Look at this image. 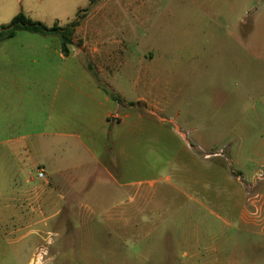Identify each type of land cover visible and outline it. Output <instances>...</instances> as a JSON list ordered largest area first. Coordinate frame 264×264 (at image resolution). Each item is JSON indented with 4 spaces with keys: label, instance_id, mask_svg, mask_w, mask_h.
<instances>
[{
    "label": "rangeland",
    "instance_id": "rangeland-1",
    "mask_svg": "<svg viewBox=\"0 0 264 264\" xmlns=\"http://www.w3.org/2000/svg\"><path fill=\"white\" fill-rule=\"evenodd\" d=\"M30 3L25 0V7ZM46 7L33 5L36 10L32 16L21 11L33 19L41 17L36 20L52 27L55 23L65 26L80 10L85 17L73 34V48L85 47L82 52L64 56L58 35L28 31H19L16 37L0 43V62L27 64L26 69L19 70L25 90L14 101L0 98L2 121L16 120L14 127H0V264H24V255L34 247L32 236L22 241L27 230L20 227L28 214L18 213L17 191L37 185L41 180L38 171L47 168L45 133L53 123L46 125V117L58 76L65 72L90 78L98 70H91L89 65L99 64H106L109 78L126 91L130 100L120 107L115 98L109 102L122 117L129 113L124 125L143 127L148 136L162 129V163L154 170L147 165L141 169L136 159L139 150L133 146L128 173L133 182V214L143 206L140 192L151 190L154 199L149 211L136 217L126 234L108 228L106 214L94 220L89 214H53L46 226H39L42 242L50 243L37 246V264H264V179L256 177L264 174V118L252 117L246 108L251 102L246 100L244 116L223 120L214 113L220 104L216 101L211 103V116L190 114L194 100L187 91V64L192 52L198 51L201 60L214 59L219 56L214 50L221 43L220 38L195 35L193 7L188 0H100L90 8L88 0H63L60 5ZM201 25L215 28L209 20ZM222 38L228 45L236 44L229 37ZM97 47L99 52H95ZM254 60L244 53L248 77L253 76L250 65ZM34 62L39 63L38 68H27ZM65 63L69 69L62 70ZM79 66L83 69H77ZM101 77L108 76L103 73ZM152 79L158 80L156 89L150 84ZM140 97L154 102L161 111L147 112ZM194 105L197 108L198 104ZM205 121L225 132L224 143H212L210 147L194 140L193 128L207 124ZM177 127L194 145L179 141ZM137 139L133 133L132 141ZM32 143L35 149L25 145ZM150 151L148 147L149 157ZM240 170L244 175L239 177ZM27 178L34 180L28 184ZM140 181L144 184L139 185ZM241 188L248 189L253 197L259 193L261 220L257 225L241 220ZM150 224L157 226V233L153 240L142 242V228ZM180 242L188 244L183 247ZM186 249L202 253L187 260L183 256ZM58 252L60 255L54 258Z\"/></svg>",
    "mask_w": 264,
    "mask_h": 264
},
{
    "label": "crops",
    "instance_id": "crops-1",
    "mask_svg": "<svg viewBox=\"0 0 264 264\" xmlns=\"http://www.w3.org/2000/svg\"><path fill=\"white\" fill-rule=\"evenodd\" d=\"M30 1L27 8L25 0H0V25L9 23L21 10L32 16V12L36 10L32 9L33 5L35 8L40 6L45 8L63 2V0ZM188 3L193 7L191 20L195 21L192 26L195 35L209 39L220 38L221 43L214 50L219 54L214 59L201 60L198 51L192 52V59L187 64V91L198 105L195 108L193 102L190 114L209 117L213 113L211 103L216 101L220 104L214 113L223 120L229 116H244L246 100L251 102L246 108L250 109L252 117L264 118V0H188ZM36 19L42 20L41 17L34 20ZM207 20L215 24V28L201 25V22ZM221 37H229L236 44L228 45L227 39L223 40ZM74 40L73 38V42ZM73 46V43L69 46L70 53L82 52L85 47L74 50ZM95 52H99L98 47L95 48ZM244 53L255 59L250 65L253 75L251 77H248L245 70L249 67L245 66ZM26 65L17 61L0 62L1 100L14 101L25 90L21 85L23 77L20 78L23 73L19 70L26 69ZM30 65L27 68H38L39 63L34 62ZM78 68L83 69L82 66ZM89 68L98 70L97 73L92 72L90 78L87 76L78 78L74 73L60 72L54 87V99L50 101L46 117V125L51 126L53 123V127L48 128L45 133L47 168L43 167V170L46 176L40 178V182L34 187L19 188L17 191L18 213L28 214L26 222L20 227L21 231L27 230L22 235V241L29 240L32 236L34 246L31 253L24 255V264H33L38 245L46 246L50 243L42 242L39 226H46L53 214L62 212L89 214L92 220L101 214L105 217L106 214L108 228H116L126 234L132 229L136 217L149 211L154 199L153 191L140 192V197L144 200L143 206L133 214L130 205L133 200L131 196L133 182L130 181L128 173L130 174L133 146L139 150L136 159L141 169H146L147 165L149 170H154L160 161L162 163L163 155L160 152L163 144L162 129H156L148 136L143 127L133 129L132 126L124 125V118L128 117L129 113L122 117L109 106L113 97L106 89H110L119 97V101L113 99L118 103V107L122 103L124 105L129 103L126 91L109 78L110 72H106V64L95 67L89 65ZM61 69H69L67 63ZM103 73L108 77L102 78ZM42 84L49 85L44 82ZM150 84L156 89L158 80L152 79ZM246 86L250 88L245 89ZM140 101L146 105L147 112L158 114L161 111L157 104L150 102L146 97H140ZM139 116L144 117L142 114ZM117 121L119 124L114 123ZM205 122L207 124L193 128L196 134L194 140L210 147L212 143L216 145L224 143L225 132L221 128H212L208 121ZM2 125L14 127L16 120L3 122L0 115V127ZM177 130L179 141L188 146L194 145L180 127H177ZM262 130L264 131V122ZM133 133L138 135L134 142ZM25 145L28 149L36 148L34 143ZM148 147L151 149L150 157L148 152L146 153ZM238 173L239 177L244 175L243 170ZM33 180L25 179L28 184ZM83 182L88 183L83 185ZM138 184L143 185L144 182L140 181ZM150 185L154 187V179L150 180ZM241 189L244 191L240 207L241 220L257 225L261 220V208L257 201L259 193L256 192L253 197L250 196L248 189ZM150 225L154 228L151 226L142 228L145 231L143 234L145 239L142 242H146L148 238L152 239L157 231L156 225ZM146 229L150 231L147 232ZM186 244L188 243L180 242L179 245L185 247ZM199 253L202 252L186 249L183 256L187 260H192L191 258ZM57 255L60 253L54 254L53 257L56 258ZM171 255L173 254H170V258ZM219 259L215 258L214 261Z\"/></svg>",
    "mask_w": 264,
    "mask_h": 264
},
{
    "label": "trees",
    "instance_id": "trees-1",
    "mask_svg": "<svg viewBox=\"0 0 264 264\" xmlns=\"http://www.w3.org/2000/svg\"><path fill=\"white\" fill-rule=\"evenodd\" d=\"M89 8L92 5H96L100 0H88ZM87 11V10H86ZM85 17L84 13L79 10L75 18L65 26H60L55 23L52 27H48L42 21L34 20L29 17L23 11L17 13L9 23L0 25V43L15 37L19 31H28L31 33H39L42 35H58L61 39V50L64 55H69V46L73 43V34L76 27L80 25L82 19ZM111 96L117 100L119 97L111 92L110 89H106Z\"/></svg>",
    "mask_w": 264,
    "mask_h": 264
},
{
    "label": "built area",
    "instance_id": "built-area-1",
    "mask_svg": "<svg viewBox=\"0 0 264 264\" xmlns=\"http://www.w3.org/2000/svg\"><path fill=\"white\" fill-rule=\"evenodd\" d=\"M220 153L223 154V150H221ZM45 176H46L45 171L43 169H40L38 171V177L39 178H44ZM256 177H257V179H264V174L263 173H259ZM39 259H40V253L36 255V258L33 261V263L34 264H37V262L39 261Z\"/></svg>",
    "mask_w": 264,
    "mask_h": 264
}]
</instances>
